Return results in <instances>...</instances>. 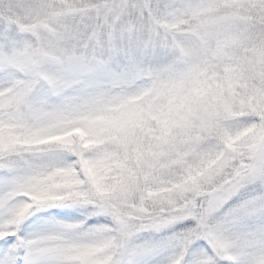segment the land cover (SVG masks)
<instances>
[{
    "label": "snow or ice",
    "instance_id": "snow-or-ice-1",
    "mask_svg": "<svg viewBox=\"0 0 264 264\" xmlns=\"http://www.w3.org/2000/svg\"><path fill=\"white\" fill-rule=\"evenodd\" d=\"M0 264H264V0H0Z\"/></svg>",
    "mask_w": 264,
    "mask_h": 264
},
{
    "label": "rangeland",
    "instance_id": "rangeland-1",
    "mask_svg": "<svg viewBox=\"0 0 264 264\" xmlns=\"http://www.w3.org/2000/svg\"><path fill=\"white\" fill-rule=\"evenodd\" d=\"M174 229H169V230H167L168 232H171V231H173ZM145 235H147V234H145ZM159 235H163V233L162 234H159Z\"/></svg>",
    "mask_w": 264,
    "mask_h": 264
}]
</instances>
